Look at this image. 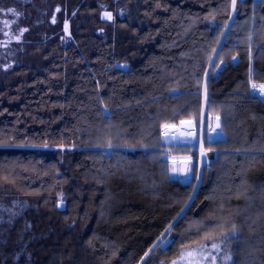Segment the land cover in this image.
Instances as JSON below:
<instances>
[{"label": "trees", "instance_id": "16d2710c", "mask_svg": "<svg viewBox=\"0 0 264 264\" xmlns=\"http://www.w3.org/2000/svg\"><path fill=\"white\" fill-rule=\"evenodd\" d=\"M0 33L44 61L0 77V204L29 203L8 264H150L228 234L232 264H264L261 0H0ZM216 114L202 168L199 137L164 143Z\"/></svg>", "mask_w": 264, "mask_h": 264}, {"label": "rangeland", "instance_id": "374dc122", "mask_svg": "<svg viewBox=\"0 0 264 264\" xmlns=\"http://www.w3.org/2000/svg\"><path fill=\"white\" fill-rule=\"evenodd\" d=\"M18 1H20V0H18ZM117 2H118V0H116V3ZM104 7H108V5H105ZM106 12L111 13V17H112L111 19H108L105 16ZM44 14H47V13H44ZM101 18L105 21L111 22L115 18V14H114V12L105 8V10H103V12L101 14ZM53 22H55V21H53ZM0 37H1V33H0ZM0 40H2V39H0ZM8 49H10V48L4 49L3 53L0 54V77L2 79H6L7 77H9V75H11V72H14V70L18 69V67L19 68L28 67L29 61H30L31 65L36 64L37 66H39L37 63L42 64L44 62V61H42V58L38 59L37 56H35V55L33 56L32 51L28 46L25 47V50H22V55H19V49H15V51H16L15 53H13V50L10 49L11 53L8 54V51H9ZM0 51L2 52V50H0ZM13 54H14L15 59L13 58ZM6 55H9V58H6ZM13 59L15 60V64H14ZM39 67H41V65ZM203 125H204L203 134L201 133V127H200V130L198 131L199 145L200 146H201V144H200L201 138H203V144H204L208 138V135H209L208 128L206 127L204 120H203ZM212 125L214 126L215 122H213ZM221 127H222V125H221ZM181 131H183V130L180 129L177 132L169 133L168 137H166L164 135L163 136L164 143L168 144V145H170V144L184 145V143L189 142L190 141V135L182 136L180 134ZM212 135H213V138L219 137L216 135V133H212ZM169 139L171 140V143H166V141ZM196 151H199V153H200V147L198 150H192L191 152H196ZM211 156H212V153L209 151L204 156H201V153H200L201 168H202L203 163L209 161ZM176 158H177L176 162L179 164L183 163V162H190L192 165V163H193L192 156H190L188 154L178 155V156H176ZM188 178H191L190 172H189ZM28 208H29V203L26 201H13L10 203H1L0 204V264H8V262H7L8 256H5V255H9L7 253L8 251H3V250L4 249L7 250L8 248H10L11 245H13L12 231L15 228L14 227L15 222H16L17 218L20 217L23 214V212ZM22 235L25 237L26 233H23ZM236 236H237L236 234H232V235L228 234V235H225L219 239H215V242L218 245H220L218 250L212 249L211 248L212 240L209 241V243H207V245H208V252L206 253L207 258L202 259L201 264H232L233 257H234L233 248L235 245V242L233 240L235 239ZM24 237H22L20 240L23 241ZM165 244H163V246ZM197 247H199V246H196L194 248H197ZM178 258L179 257H177L173 260H177ZM173 260H170V261L160 260L159 261L156 259V260H153L150 264H172Z\"/></svg>", "mask_w": 264, "mask_h": 264}, {"label": "snow or ice", "instance_id": "6c2138e0", "mask_svg": "<svg viewBox=\"0 0 264 264\" xmlns=\"http://www.w3.org/2000/svg\"><path fill=\"white\" fill-rule=\"evenodd\" d=\"M243 2V0H241V3ZM262 3H264V0H261ZM236 6H237V0H231V9L233 12L236 11ZM105 16L108 18V19H111V13H105ZM26 31V30H25ZM233 60H235V56L232 57ZM220 63H223V59L221 58L220 59ZM250 83H251V87L256 90L258 89L259 92L264 95V83H260V84H256L255 82L251 81V78H250ZM204 93H205V99L207 98V86L205 85L204 87ZM215 125L213 126L211 121L209 122L208 124V140H209V143L211 144V142L213 141V136H212V133H216L217 136H222L223 132H222V127H221V117L219 114H216L215 117ZM180 124L181 125H186L188 127H193L192 125V121L191 120H181L180 121ZM201 133L203 134V120H201ZM162 127L165 129L164 131V135L166 137L169 136V132H168V129H175L176 128V125L175 124H168V123H164L162 125ZM217 129H220L221 131L220 132H217L216 130ZM182 136H186V135H194L193 132H187V131H181L180 133ZM166 143H171V140H167ZM201 146H200V153H201V156H204L206 155V153L208 151H211V147L205 149L204 147V144H203V138H201V142H200ZM107 145L109 148L112 147V142H111V139H107ZM169 159L172 160L173 162V165H175L176 163V157H169ZM170 171L172 173H177V172H181V173H187L188 169L187 167L185 168H177L175 166H173ZM235 224L232 225V228L233 230L235 229ZM212 237V233H205L204 235V239L205 240H209L210 238ZM193 243H196V242H193ZM220 247V245H218L215 240H212V243H211V248L214 249V250H218ZM208 252V245L207 244H202V245H199V247L197 248H192L191 246H187V250H181L180 253H179V258L177 260H173L172 264H201V261L202 259H206L207 256H206V253Z\"/></svg>", "mask_w": 264, "mask_h": 264}, {"label": "water", "instance_id": "95a60500", "mask_svg": "<svg viewBox=\"0 0 264 264\" xmlns=\"http://www.w3.org/2000/svg\"><path fill=\"white\" fill-rule=\"evenodd\" d=\"M127 68H128L127 65H122L121 66V69H123V70H126ZM220 123H221V121H220ZM192 125H193V127H188L186 125H181L180 124L179 126H176L175 129H168V132L169 133H174V132H177L180 129L183 130V131H187V132H193L194 135H190V141L184 143V146H186V147H189V146H192V145L194 146V145H196L198 143V130H197V126H196L194 121H192ZM217 131H221V130L217 129ZM173 166H175L177 168H185V167H187L188 171H187L186 174L185 173H181V172H177V173H174V177L177 178L180 175L183 178H187L186 179V184L189 185L192 182V179L188 178L189 172H190L189 163L188 162H183V163L179 164V163L176 162L175 165H173Z\"/></svg>", "mask_w": 264, "mask_h": 264}, {"label": "built area", "instance_id": "2783aa9c", "mask_svg": "<svg viewBox=\"0 0 264 264\" xmlns=\"http://www.w3.org/2000/svg\"><path fill=\"white\" fill-rule=\"evenodd\" d=\"M251 93L255 97H260L264 100V95H262L258 89L254 90L253 88L251 89Z\"/></svg>", "mask_w": 264, "mask_h": 264}]
</instances>
